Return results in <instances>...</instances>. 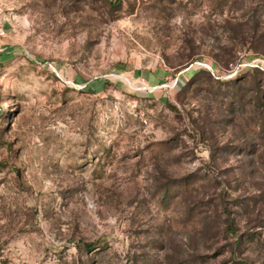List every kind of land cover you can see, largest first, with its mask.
Segmentation results:
<instances>
[{"label":"rangeland","instance_id":"1","mask_svg":"<svg viewBox=\"0 0 264 264\" xmlns=\"http://www.w3.org/2000/svg\"><path fill=\"white\" fill-rule=\"evenodd\" d=\"M0 264H264V0H0Z\"/></svg>","mask_w":264,"mask_h":264},{"label":"trees","instance_id":"2","mask_svg":"<svg viewBox=\"0 0 264 264\" xmlns=\"http://www.w3.org/2000/svg\"><path fill=\"white\" fill-rule=\"evenodd\" d=\"M259 104L264 108V102L262 99L259 100ZM262 126H264V122L262 123ZM262 129H264V127H262Z\"/></svg>","mask_w":264,"mask_h":264},{"label":"crops","instance_id":"3","mask_svg":"<svg viewBox=\"0 0 264 264\" xmlns=\"http://www.w3.org/2000/svg\"><path fill=\"white\" fill-rule=\"evenodd\" d=\"M3 42H4L3 39H1V37H0V47H7V45H2V46H1V44H3ZM1 51H2V50H1V48H0V52H1Z\"/></svg>","mask_w":264,"mask_h":264},{"label":"built area","instance_id":"4","mask_svg":"<svg viewBox=\"0 0 264 264\" xmlns=\"http://www.w3.org/2000/svg\"><path fill=\"white\" fill-rule=\"evenodd\" d=\"M4 34H5L4 29H1V30H0V35L2 36V35H4Z\"/></svg>","mask_w":264,"mask_h":264}]
</instances>
